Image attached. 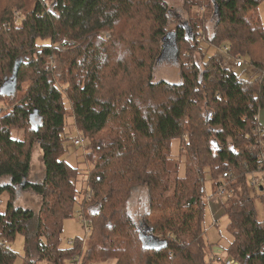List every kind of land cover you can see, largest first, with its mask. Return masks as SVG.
<instances>
[{
	"label": "trees",
	"instance_id": "trees-1",
	"mask_svg": "<svg viewBox=\"0 0 264 264\" xmlns=\"http://www.w3.org/2000/svg\"><path fill=\"white\" fill-rule=\"evenodd\" d=\"M262 1L183 0L188 22L170 30L168 0H0V91L14 81L0 92V198L8 195L0 205V264L16 260L9 243L17 233L23 264H225L229 257L264 264V219L250 195L254 176L264 182ZM202 8L216 19L212 32ZM202 28L210 44L229 50L200 62ZM167 35L178 82L155 79ZM237 58L243 71L255 70L252 78L227 66ZM67 116L89 162L82 180L65 158ZM36 144L38 179L31 177ZM208 176L218 187L229 182L221 207L232 238L227 257L205 239ZM141 186L149 200L137 219L129 197ZM28 189L38 209L15 202ZM76 215L91 232L65 249L62 224Z\"/></svg>",
	"mask_w": 264,
	"mask_h": 264
},
{
	"label": "rangeland",
	"instance_id": "rangeland-1",
	"mask_svg": "<svg viewBox=\"0 0 264 264\" xmlns=\"http://www.w3.org/2000/svg\"><path fill=\"white\" fill-rule=\"evenodd\" d=\"M169 4L171 5V16H170V24L169 29L174 30V28L179 23H186L188 22V15L187 11L184 9L183 0H168ZM48 3H51L52 0H47ZM258 11L260 14V17L264 23V0L259 4ZM199 16H202L204 18H207V21L205 22L208 32H212L213 26L216 23L215 17H211L210 12H208L207 9H200L198 12ZM203 30V28H202ZM206 32L203 30V33L199 36L200 46L202 48V51L195 52V57L199 59L200 62H207L213 57L220 56L223 53V46L217 47L212 44H210L206 40ZM165 50H164V57L161 56L160 60L155 66V79L156 80H170L174 82H178L180 80V64L179 61L176 58L175 53V46L174 42L172 41V37L167 35L165 37ZM202 52V55H201ZM228 61V60H227ZM236 72L245 79H250L255 75L254 69H246L243 71L242 68H236ZM261 124L264 125V111L260 112L259 115ZM69 130V146L67 148V151L65 153V158L69 163H71L75 167H79L81 171L84 173L82 177H80V180L82 178H85V173L88 171L89 168V162H86L85 154L83 147L76 146L73 144V138L77 137L78 131L75 130V127L72 125L73 118L72 116H67L66 118ZM172 153L176 157V161L180 162V156L179 153V142L178 140H174L172 143ZM33 168L31 172V177L38 179L40 176H42V160H41V152L39 150L38 144H36L35 150H34V157H33ZM182 169V167H181ZM183 172V169H182ZM251 178V176H249ZM261 180V177L259 178ZM217 182L213 181L209 176L205 180V195L208 199V204L210 205V202L212 201H218L220 203V207L218 212H215V215L218 220V226L214 224V219L212 212L210 208L207 207V213L205 215V239H207L208 243L214 244L216 247H218L219 252L218 254L221 257H227V253L225 252V249L228 247L229 242L231 241V235L229 232V224H228V215H226L223 210H220L222 207V204H225L227 202L228 196L221 195L217 191ZM264 191V182L261 181V183H258L256 185L255 191H251L250 195L254 198V205L257 209V216L260 219H264V204L262 201V195ZM2 202L0 205L5 204V200L8 199V195L4 194L1 198ZM129 208L130 212L136 216L137 219H140L144 213V210L146 209V206L148 205V192L146 190L145 186L138 187L132 195L129 197ZM18 205L26 208H34L38 209L39 207V197L33 193L31 190H21L16 198V201ZM78 204L76 205V208H78ZM220 228V230L218 229ZM62 246L65 249H73L75 246L74 243H71L70 241L77 239L85 240L87 236V229L84 228L83 222L81 218H79L77 215L72 218H66L63 221L62 224ZM9 245L12 246L14 251L18 252V255L16 256V260L12 264H23L24 263V235L22 233H17L16 237L10 241ZM86 246V244H85ZM86 251V247H84L83 252ZM113 259H109L107 261L101 260V261H91L88 264H108L113 263ZM40 264H47L46 262H41ZM64 264H73L70 258H66Z\"/></svg>",
	"mask_w": 264,
	"mask_h": 264
},
{
	"label": "built area",
	"instance_id": "built-area-1",
	"mask_svg": "<svg viewBox=\"0 0 264 264\" xmlns=\"http://www.w3.org/2000/svg\"><path fill=\"white\" fill-rule=\"evenodd\" d=\"M16 16L18 17V13H16ZM230 46L229 45H226L224 46V51L227 52L229 50ZM244 65V60L243 58H237V59H234L232 61H229L228 62V67L231 68V69H236V68H239L241 66ZM256 130H259V131H263V129L261 127H258ZM255 130V131H256ZM246 136H249V134H247ZM75 144H83V139L82 137H77L75 140H74ZM232 171H227L226 174H225V177L228 176V177H232ZM260 177L258 176H254L253 179H252V183L255 185H257L258 183L261 182V180H259ZM228 184L229 182L228 181H225L224 183L220 184L217 191L219 194L221 195H226L227 193V189H228ZM2 202V200L0 199V203ZM214 224H216V221H214ZM88 226V225H87ZM87 231L88 232H91V228L88 226L87 227ZM219 260H223L221 257H218ZM225 264H233V261H232V258L229 257V258H225Z\"/></svg>",
	"mask_w": 264,
	"mask_h": 264
},
{
	"label": "crops",
	"instance_id": "crops-1",
	"mask_svg": "<svg viewBox=\"0 0 264 264\" xmlns=\"http://www.w3.org/2000/svg\"><path fill=\"white\" fill-rule=\"evenodd\" d=\"M219 207H220V203L218 201H213V202L211 201L210 202L209 208H210L213 216H216L215 212H218L217 209H219ZM220 210H222V208H220Z\"/></svg>",
	"mask_w": 264,
	"mask_h": 264
},
{
	"label": "water",
	"instance_id": "water-1",
	"mask_svg": "<svg viewBox=\"0 0 264 264\" xmlns=\"http://www.w3.org/2000/svg\"><path fill=\"white\" fill-rule=\"evenodd\" d=\"M17 72H18V67L15 69V75L17 74ZM14 87V81H13V79L7 84V85H5V86H3L2 88H1V93H4L5 91H7V90H9V89H11V88H13Z\"/></svg>",
	"mask_w": 264,
	"mask_h": 264
},
{
	"label": "bare ground",
	"instance_id": "bare-ground-1",
	"mask_svg": "<svg viewBox=\"0 0 264 264\" xmlns=\"http://www.w3.org/2000/svg\"><path fill=\"white\" fill-rule=\"evenodd\" d=\"M252 181V180H251Z\"/></svg>",
	"mask_w": 264,
	"mask_h": 264
}]
</instances>
